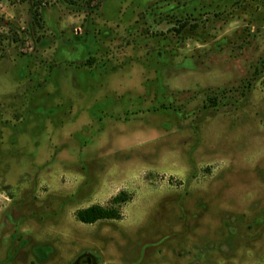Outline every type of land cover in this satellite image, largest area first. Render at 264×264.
I'll return each instance as SVG.
<instances>
[{"label":"rangeland","instance_id":"obj_1","mask_svg":"<svg viewBox=\"0 0 264 264\" xmlns=\"http://www.w3.org/2000/svg\"><path fill=\"white\" fill-rule=\"evenodd\" d=\"M34 1L0 0V264H264V0Z\"/></svg>","mask_w":264,"mask_h":264},{"label":"trees","instance_id":"obj_2","mask_svg":"<svg viewBox=\"0 0 264 264\" xmlns=\"http://www.w3.org/2000/svg\"><path fill=\"white\" fill-rule=\"evenodd\" d=\"M41 1H34V20L40 22ZM127 200V194L121 192L113 198L114 203H121ZM79 221L84 223H95L102 219H120L122 217L120 210L116 206L105 207L99 204H93L77 211L76 214Z\"/></svg>","mask_w":264,"mask_h":264}]
</instances>
